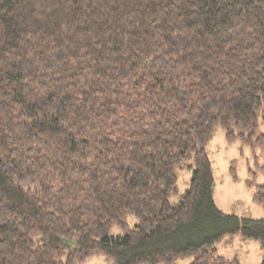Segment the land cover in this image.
<instances>
[{
    "label": "trees",
    "instance_id": "1",
    "mask_svg": "<svg viewBox=\"0 0 264 264\" xmlns=\"http://www.w3.org/2000/svg\"><path fill=\"white\" fill-rule=\"evenodd\" d=\"M215 126H264V0H0V264H240L214 244L264 216L216 206Z\"/></svg>",
    "mask_w": 264,
    "mask_h": 264
},
{
    "label": "rangeland",
    "instance_id": "2",
    "mask_svg": "<svg viewBox=\"0 0 264 264\" xmlns=\"http://www.w3.org/2000/svg\"><path fill=\"white\" fill-rule=\"evenodd\" d=\"M262 133L264 126L256 130L252 138H248V132H244L245 139L238 134L228 141L224 130L215 126L210 140L204 146L214 178L213 199L218 209L225 213L250 218L264 216L261 204L253 200L256 185H264V140H256ZM177 175L178 194L170 198L172 202L183 195L191 170L184 166L183 170H177ZM125 219L131 226L136 223L132 215L128 214ZM111 233L117 235L122 231L114 226ZM214 248L216 254L236 258L240 264L264 262V245L259 240L245 238L238 233L224 236L214 244ZM192 259L193 254L179 257L176 264H189ZM82 264L111 263L105 260L102 253H95Z\"/></svg>",
    "mask_w": 264,
    "mask_h": 264
}]
</instances>
